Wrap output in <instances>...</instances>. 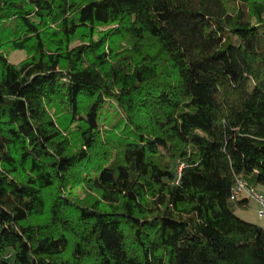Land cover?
<instances>
[{
  "label": "trees",
  "instance_id": "16d2710c",
  "mask_svg": "<svg viewBox=\"0 0 264 264\" xmlns=\"http://www.w3.org/2000/svg\"><path fill=\"white\" fill-rule=\"evenodd\" d=\"M238 181L264 0H0V264H264Z\"/></svg>",
  "mask_w": 264,
  "mask_h": 264
},
{
  "label": "rangeland",
  "instance_id": "374dc122",
  "mask_svg": "<svg viewBox=\"0 0 264 264\" xmlns=\"http://www.w3.org/2000/svg\"><path fill=\"white\" fill-rule=\"evenodd\" d=\"M6 52L9 53V60L13 64H19L27 58V54L24 51H15L11 48H7ZM110 113H112V109H110ZM73 193L76 195H82L81 188L73 190ZM258 211V203L254 200H249L248 207L244 209H237L236 215L247 222L264 227V221L259 218Z\"/></svg>",
  "mask_w": 264,
  "mask_h": 264
},
{
  "label": "built area",
  "instance_id": "2783aa9c",
  "mask_svg": "<svg viewBox=\"0 0 264 264\" xmlns=\"http://www.w3.org/2000/svg\"><path fill=\"white\" fill-rule=\"evenodd\" d=\"M231 200H254L259 205L258 216L264 221V193L248 188L244 181H238L231 195Z\"/></svg>",
  "mask_w": 264,
  "mask_h": 264
}]
</instances>
